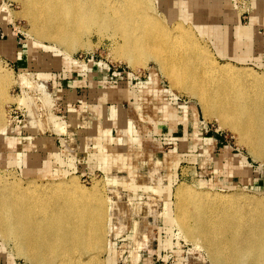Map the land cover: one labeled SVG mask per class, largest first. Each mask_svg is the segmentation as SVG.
I'll list each match as a JSON object with an SVG mask.
<instances>
[{
    "label": "rangeland",
    "instance_id": "1",
    "mask_svg": "<svg viewBox=\"0 0 264 264\" xmlns=\"http://www.w3.org/2000/svg\"><path fill=\"white\" fill-rule=\"evenodd\" d=\"M172 1L152 0L154 15L167 28L179 22L192 30L199 43L218 64L229 61L235 66L250 67L264 74L262 66L223 57L217 50V47H222L221 37L213 38L208 31L199 30L202 27L180 16L183 14V2L176 0L171 4ZM168 3L170 5L167 6ZM232 3L242 26L257 28L258 36L259 32L264 34V21L257 17L254 21L252 18L255 13L252 0H233ZM12 37L17 40L13 53L9 51L12 47L8 42ZM83 39L84 44L68 56L62 45L60 47L54 41L39 40L33 34L19 0H0V73L8 72L12 77L7 89L8 99L3 101L6 114L4 121H10L9 110L17 101L15 93L19 91L21 82L30 87L24 104L30 107L31 116L24 113L28 117H25V121L24 117H20L24 122L20 132L13 131L12 127L0 131V175L23 187L33 185L27 184L28 181L37 182L35 185L40 187V184L71 181L75 177L80 187L102 195L107 200L104 204L111 207V212L108 211L110 230L105 236V243L108 245L112 241V246L110 244L101 254L105 264H137L131 252L139 249V264L144 259L156 264L161 261L168 264H215L203 243L197 245L195 241L187 239L175 224L173 218L178 212L177 188L189 185L195 192L230 193L232 197L242 199L243 196L245 200L251 196L255 201L264 202V159H256L238 132L223 124L217 115L208 114V117L199 98L189 91L172 86L171 78L164 73L156 58L148 56L145 65L133 68L125 57H120L115 48L123 40L122 32L113 27L105 30L93 27ZM236 40L235 37L231 38L232 42L236 43ZM88 66L96 70L100 82L109 85L122 81L140 82V89L145 94L150 98L156 94V98L160 99L156 101L159 107L165 105L161 102L166 97H177V102L185 103L194 122L188 146L177 148L175 142L165 139L171 135L169 126L165 124L170 123L167 112L161 113L160 117L159 110L151 109L152 103L148 106L150 102L147 101L140 106H145V114L139 118L138 109L131 102L125 106L129 109L133 131L142 137L136 144L127 135L120 150L123 159H119L116 165L106 166L109 169L105 172L88 171L85 174H65L57 168L48 170V174L40 171L39 167H44L40 164L44 159L35 162L30 159L32 147L27 141L29 135L36 132L63 139L70 132L72 124L67 118L58 90L60 84L78 79L79 71L88 69ZM37 88L44 92L41 96L43 109L37 101ZM171 105L176 111L183 110L181 104ZM161 112H165L164 109ZM158 120L163 123L160 132L153 125ZM110 199L113 202L109 203ZM3 239L0 236V264H33L18 253L14 240L7 239L6 242Z\"/></svg>",
    "mask_w": 264,
    "mask_h": 264
},
{
    "label": "bare ground",
    "instance_id": "2",
    "mask_svg": "<svg viewBox=\"0 0 264 264\" xmlns=\"http://www.w3.org/2000/svg\"><path fill=\"white\" fill-rule=\"evenodd\" d=\"M19 1L33 34L62 45L68 56L84 44L93 27L122 32L123 40L115 48L120 57L133 68L145 65L148 56L156 58L172 86L199 98L207 116L217 115L238 132L256 159H264V74L229 61L218 64L192 30L179 22L167 28L154 15L152 0ZM187 14L183 8L182 15ZM16 41H8L12 53ZM11 80L10 73H0V131L12 125L5 123L3 109ZM40 164V171L48 174L49 163ZM74 179L40 187L28 181L33 185L23 187L0 175V236L6 242L14 240L18 253L33 264H105L101 254L112 246L110 240L105 243L111 207L102 195ZM176 197L175 224L187 239L203 243L215 264H264L262 200L195 192L189 185L178 187ZM139 250L131 252L137 264Z\"/></svg>",
    "mask_w": 264,
    "mask_h": 264
},
{
    "label": "crops",
    "instance_id": "3",
    "mask_svg": "<svg viewBox=\"0 0 264 264\" xmlns=\"http://www.w3.org/2000/svg\"><path fill=\"white\" fill-rule=\"evenodd\" d=\"M174 1L176 0L171 4ZM181 1L183 2L181 9H186L188 16H180L184 18L186 16L185 19L192 20L195 26L202 27L199 30L208 31L213 38L221 37L222 47H217V50L223 57L237 61L245 60L264 67V34L259 32L258 36L257 28H245L239 23L240 18L233 9V0ZM252 3L255 8L253 20L257 17L264 21V0H252ZM232 37L237 38L236 43L231 41ZM95 71L93 67L88 66V69L79 71L78 79L69 80L65 85L60 84L58 94L65 106L67 118L72 124L69 127L70 132L66 133L63 139L43 136L36 132L30 134L27 141L32 147L29 155L31 160L35 162L43 158V162L49 163L50 170L57 168L63 171L62 173L105 172L109 169L106 166L116 165L119 159H123L120 150L127 135L136 144L141 140L142 136L133 131L129 109L125 106L131 102L138 109L139 118L145 114V106L144 108L140 106L147 101L150 102H147L148 106L152 103L151 109L159 110L160 117L161 113L167 112L170 123L165 124L169 126L171 135L166 136L165 139L175 142L177 148L188 146L190 130L194 122L185 103L177 102V97H166L161 102L165 105L159 107L156 101L160 99L156 98V92L154 98H150L140 89V82L122 81L109 85L107 82H100ZM171 104H181L184 111L179 109L176 111ZM161 109L165 112H161ZM154 115L157 116L156 113ZM162 124L159 120L153 123L159 132ZM160 255L161 253L158 256ZM142 264H156V262H147L144 259Z\"/></svg>",
    "mask_w": 264,
    "mask_h": 264
},
{
    "label": "built area",
    "instance_id": "4",
    "mask_svg": "<svg viewBox=\"0 0 264 264\" xmlns=\"http://www.w3.org/2000/svg\"><path fill=\"white\" fill-rule=\"evenodd\" d=\"M24 84H25V82H21V84L19 85V87H18L19 91L17 93H15V97H16L17 101L11 105V108L9 110V119H10V123L12 124L11 127H12V130L15 132H20L24 128V125H23L24 122H22V120H20V117L21 116L24 117L23 120L25 121L26 118H28V117L24 116V113H26L25 115L30 114V107L26 106L24 104L25 103L24 101L26 98L25 96L27 95V90H29L30 87H28L27 85H24ZM44 91H45V89H44ZM36 94L39 95V99L37 101L40 102L41 109H43L44 103H42L43 101L41 100V96L44 95V92H43V90L37 88ZM29 117H31V116L29 115ZM160 264H168V263L161 261Z\"/></svg>",
    "mask_w": 264,
    "mask_h": 264
}]
</instances>
